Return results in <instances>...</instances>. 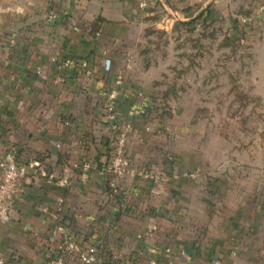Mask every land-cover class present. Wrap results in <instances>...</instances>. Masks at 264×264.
<instances>
[{"label": "crops", "instance_id": "1", "mask_svg": "<svg viewBox=\"0 0 264 264\" xmlns=\"http://www.w3.org/2000/svg\"><path fill=\"white\" fill-rule=\"evenodd\" d=\"M156 2L179 20L195 18L207 5L216 8V18L220 8H233V0H0V157L13 149L19 163H41L19 178L11 218L0 224L1 264H44L56 250V223L77 244L138 264H237L238 237L247 228L239 222L241 207L214 208L218 221L184 235L181 200L194 180L172 174L169 156L151 153L146 100L114 63L117 46L144 29ZM236 3L246 11L229 18L233 28L242 25L249 42L259 40L261 58L245 71L264 103V31L256 30L264 24V0ZM55 54L87 60L91 74L57 67ZM113 86L119 120L129 129L126 150L137 169L119 179L114 196L98 168L109 153L104 106ZM160 164L154 179L151 168ZM226 182L212 179L213 199L228 195ZM58 198L63 208L57 214ZM66 264L81 262L67 257Z\"/></svg>", "mask_w": 264, "mask_h": 264}, {"label": "rangeland", "instance_id": "2", "mask_svg": "<svg viewBox=\"0 0 264 264\" xmlns=\"http://www.w3.org/2000/svg\"><path fill=\"white\" fill-rule=\"evenodd\" d=\"M204 10L190 23L194 17L179 20L156 2L144 29L117 46L114 63L146 100L151 153L169 156L172 174L194 180L181 200L184 235L218 221L214 208L241 207L239 222L247 228L238 237L236 263L264 264V103L245 71L261 58L259 40L249 42L242 25L233 28L229 18L246 11L236 0L220 8L219 18L216 8ZM160 169L151 168L154 179ZM212 179H227L225 198L213 199Z\"/></svg>", "mask_w": 264, "mask_h": 264}, {"label": "built area", "instance_id": "3", "mask_svg": "<svg viewBox=\"0 0 264 264\" xmlns=\"http://www.w3.org/2000/svg\"><path fill=\"white\" fill-rule=\"evenodd\" d=\"M52 61L57 67H78L85 74H91L88 61L72 57L61 58L58 54L52 56ZM110 59H105V70L110 69ZM116 84L118 82H115ZM117 88L111 87L106 96L104 106L105 119L109 131V156L99 168L100 172L106 176L109 193L114 196L120 191L118 181L125 176L134 175L136 167L127 153L129 129L123 125L118 117L116 106ZM41 163L37 159H28L24 163H19L15 150H7L0 157V224H6L11 218L13 201L17 193L19 178L24 175L27 169H39ZM89 168V163L84 164ZM146 172H143L145 174ZM63 208V199L58 198L55 202L56 213H60ZM57 216V215H56ZM57 220V217H55ZM52 235L57 239L55 253L48 256L44 264H66L67 257H76L81 264H95L98 261L107 260L108 264H138L132 258H120L115 253L102 252L94 246L83 247L77 244L70 236L68 230L56 223L51 230ZM1 264V261H0Z\"/></svg>", "mask_w": 264, "mask_h": 264}, {"label": "trees", "instance_id": "4", "mask_svg": "<svg viewBox=\"0 0 264 264\" xmlns=\"http://www.w3.org/2000/svg\"><path fill=\"white\" fill-rule=\"evenodd\" d=\"M183 10H189V7H187V8H183ZM206 16V10H202L195 18H194V21H191L190 23H193V22H198L199 20H201L203 17H205ZM109 144H110V142H109ZM109 152H110V148H109ZM108 156H109V153H108ZM107 156V157H108ZM103 163H104V161L103 162H101L100 164H99V166H98V168H100L102 165H103Z\"/></svg>", "mask_w": 264, "mask_h": 264}]
</instances>
